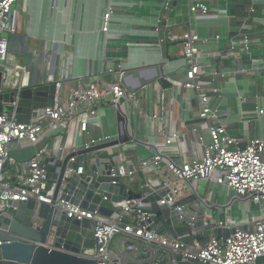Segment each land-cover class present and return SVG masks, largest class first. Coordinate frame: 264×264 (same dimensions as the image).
<instances>
[{"label":"crops","instance_id":"1","mask_svg":"<svg viewBox=\"0 0 264 264\" xmlns=\"http://www.w3.org/2000/svg\"><path fill=\"white\" fill-rule=\"evenodd\" d=\"M195 3L206 5L208 12H191ZM109 7L113 12L103 30V16ZM14 10L15 31L6 35L9 51L25 59L28 81L59 82L60 99L79 79L85 84L116 83L120 64L122 68L149 67L146 75L153 74L154 67L163 69L153 82L135 91L146 117L122 99L118 106L107 100L89 123L88 133L73 122L65 132L49 131L45 141L12 144L10 153L17 162L30 159L43 143L62 156L66 148L82 146L89 136L109 135L118 140L126 131V143L79 155L77 160L87 162L93 154L111 159L118 156L133 167L121 182L139 191L148 180L161 179L166 173L163 165L141 167V161L152 154L142 142L155 140L182 162L201 159L199 137L205 142L210 137L207 122L198 117L200 93L183 86L187 66L181 41L170 38L188 31L200 38L197 80L208 104L218 113V122L225 124L242 146L264 137V113H258L264 108V0H17ZM243 32L250 38L248 50L242 42ZM214 71L224 75L213 76ZM213 88L217 92H212ZM118 112H122V122ZM154 112L159 119L150 117ZM160 131L180 136L165 145ZM4 175L13 182L15 166L5 165ZM193 184L202 203L185 182L179 202L204 207L205 217L215 226L222 222L250 228L256 220L264 219V199L259 203L241 200L231 188L216 185L212 179Z\"/></svg>","mask_w":264,"mask_h":264},{"label":"built area","instance_id":"2","mask_svg":"<svg viewBox=\"0 0 264 264\" xmlns=\"http://www.w3.org/2000/svg\"><path fill=\"white\" fill-rule=\"evenodd\" d=\"M16 2L17 0H0L1 91H16L13 106H16L19 92L28 82L27 67L25 64L21 66L20 57L9 51L6 38L7 34L15 31ZM189 10L203 15L208 12L207 6L202 3L192 4ZM112 12L110 7L105 12L103 30H106ZM170 38L181 41V55L187 66L183 86L200 93L201 109L198 117L207 122L210 141L205 142L199 137L202 157L187 162L179 161L168 148L155 144V140L142 142L152 150V154L141 161V167L149 164L163 165L166 173L162 174L161 179L148 180L139 191L144 192V196L145 192L156 193L159 195L161 205H166L169 210L182 212L186 208L197 206V203L179 202L183 183H187L191 194L198 197L193 182L212 179L216 185H226L231 188L237 198L259 203L264 199V161L262 160L264 137L248 140L242 146L228 133L226 125L218 122L219 115L208 104L209 98L203 94L202 86L197 80L200 68L198 59L201 54L198 45L199 36L188 31L179 37ZM241 38L245 50H248L250 40L248 34L241 33ZM160 41H164V38ZM117 68L120 76L116 83L85 84L79 79L75 86L66 92L63 99L59 97L60 83L56 82L52 104L32 109L34 115H31L27 122L18 121L14 111L11 114L0 113V213L7 207L8 200L17 202L36 200L37 203H51L52 190L45 189L47 171L43 160L54 155L53 150L47 143H43L30 159L17 162L10 153L12 144L22 140L32 144L45 141L49 131L65 132L73 122L81 132L88 133L89 123L97 117L98 108L107 100L118 106V100L122 99L132 104L141 116H147L136 100V92L129 91L121 82L123 74L121 64ZM212 75L224 74L221 71H214ZM211 91L215 93L217 89L213 88ZM160 99L162 110L164 94ZM258 113L262 115L264 108L260 107ZM150 117L160 118L157 112L152 113ZM159 135L165 145H169L172 140L180 136L164 131H160ZM112 140L114 137L109 135L89 136L82 146L65 150L66 153L77 152ZM70 160L78 162L74 170L75 174H86L88 161L79 162L76 155ZM5 165L15 166L13 182L4 175ZM214 172L216 176L213 178ZM110 176L119 180L126 177L122 166H117L116 172ZM140 204L139 199H126L124 205L114 208L109 216H104L97 210L82 208L64 199L56 200V205L67 217L92 221L94 238L99 247L88 257L95 259L97 264H180L181 261L200 264H253L259 257H264V219L256 220L250 228L246 225L245 228L235 227L232 232L217 237L213 233L215 227L222 229L229 227L219 222L208 231L207 238L200 240L198 237L202 231L194 225L197 217L192 215L189 220H184L180 216L176 225H184L186 230L177 238L170 239L156 233L153 228V214L143 212L139 208ZM206 224L205 222L204 226Z\"/></svg>","mask_w":264,"mask_h":264},{"label":"water","instance_id":"3","mask_svg":"<svg viewBox=\"0 0 264 264\" xmlns=\"http://www.w3.org/2000/svg\"><path fill=\"white\" fill-rule=\"evenodd\" d=\"M147 68L149 67L122 68L121 82L129 91L134 92L163 73L162 68L154 67V73L146 75L144 72ZM1 76L2 67L0 113L11 114L14 111L18 121L27 122L34 115L32 109L52 104L56 91L55 81L48 78L46 82L29 80L20 90L16 106H13L16 91H1ZM61 87L60 84L59 91ZM117 118L118 121H123L122 112L117 113ZM128 139L127 132L124 131L118 140L62 156L54 154L46 157L43 160L47 171L45 189L52 190L51 203H37L36 200L7 201V207L0 213V264H97L95 259L88 257L99 247L94 238L92 221L67 217L56 205L57 198L82 208L97 210L104 216H109L114 208L124 205L126 199H139V208L153 214L156 233L175 239L186 230L184 225H176L180 216L189 220L195 215L197 218L194 225L202 231L198 239L207 238L208 231L214 224L205 217L204 207H189L182 212L169 210L166 205L159 203V195L156 193L145 192L144 196V192L128 189L121 180L110 176L116 172L117 166L123 167L126 176L133 172L132 165L125 160L121 161L118 156L111 159L93 154L88 159L86 174H75L78 162L70 160L75 155H91L102 148L126 143ZM69 169L72 170L67 173ZM235 227L245 228L241 225L229 226L227 229L215 227L214 232L219 237L232 232ZM180 264L200 263L181 261ZM253 264H264V257H259Z\"/></svg>","mask_w":264,"mask_h":264},{"label":"rangeland","instance_id":"4","mask_svg":"<svg viewBox=\"0 0 264 264\" xmlns=\"http://www.w3.org/2000/svg\"><path fill=\"white\" fill-rule=\"evenodd\" d=\"M19 64L21 65V66H23L24 64H25V59L23 58V57H20L19 58ZM7 70V69H6ZM212 233V232H211Z\"/></svg>","mask_w":264,"mask_h":264}]
</instances>
